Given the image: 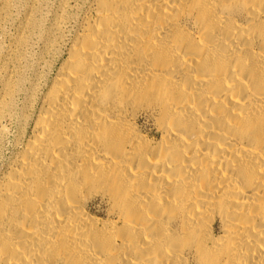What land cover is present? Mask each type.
<instances>
[{
  "label": "bare ground",
  "instance_id": "1",
  "mask_svg": "<svg viewBox=\"0 0 264 264\" xmlns=\"http://www.w3.org/2000/svg\"><path fill=\"white\" fill-rule=\"evenodd\" d=\"M70 9L0 170V264H264V0Z\"/></svg>",
  "mask_w": 264,
  "mask_h": 264
},
{
  "label": "rangeland",
  "instance_id": "2",
  "mask_svg": "<svg viewBox=\"0 0 264 264\" xmlns=\"http://www.w3.org/2000/svg\"><path fill=\"white\" fill-rule=\"evenodd\" d=\"M81 1L0 0V13L3 15L0 20V95L9 88L12 91L17 88L9 105V110L14 115L11 119L3 120L9 133L6 132L4 137H0V170L12 155L14 138L19 131L21 116L26 110L29 84L37 76L40 75L41 79L44 73H47L46 64L55 57L52 53L46 52L43 35L59 19L63 10L64 16L66 14L70 16L74 11L70 7L73 8L75 3ZM20 29L24 31L26 41L20 46V53L9 58L7 51L14 45V38ZM4 70L11 71V75L5 74Z\"/></svg>",
  "mask_w": 264,
  "mask_h": 264
}]
</instances>
